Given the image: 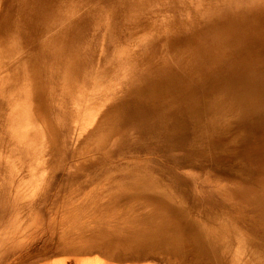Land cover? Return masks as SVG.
Here are the masks:
<instances>
[{
  "label": "rangeland",
  "instance_id": "obj_1",
  "mask_svg": "<svg viewBox=\"0 0 264 264\" xmlns=\"http://www.w3.org/2000/svg\"><path fill=\"white\" fill-rule=\"evenodd\" d=\"M264 0H0V264H264Z\"/></svg>",
  "mask_w": 264,
  "mask_h": 264
},
{
  "label": "crops",
  "instance_id": "obj_2",
  "mask_svg": "<svg viewBox=\"0 0 264 264\" xmlns=\"http://www.w3.org/2000/svg\"><path fill=\"white\" fill-rule=\"evenodd\" d=\"M263 140H264V138H263Z\"/></svg>",
  "mask_w": 264,
  "mask_h": 264
}]
</instances>
